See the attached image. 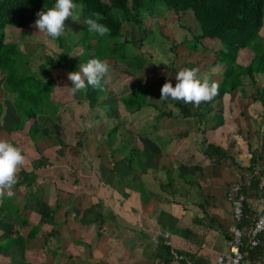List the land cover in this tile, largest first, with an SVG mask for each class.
Segmentation results:
<instances>
[{
    "label": "crops",
    "instance_id": "obj_1",
    "mask_svg": "<svg viewBox=\"0 0 264 264\" xmlns=\"http://www.w3.org/2000/svg\"><path fill=\"white\" fill-rule=\"evenodd\" d=\"M183 46L187 53L182 63L193 56L200 58L193 53H198L201 45L195 51ZM252 55L251 50L242 49L237 60L246 65ZM211 63L199 72L210 74L215 68V73L205 78L220 84L224 67ZM172 72L176 75L178 71ZM160 78L109 77L103 82L104 97L100 100L105 107L90 108L83 92L71 96L75 104L87 103L84 115L90 121L93 116L90 127L103 126L102 133L90 137L85 134L75 142L66 143L60 133L59 137L53 135L47 124L40 126L31 119L12 124L11 131L1 127L3 140L22 149L25 162L20 171L35 172L36 179L29 185L16 184L14 195H5L0 202V264H216L217 256L227 252L231 210L226 190L239 177H249L247 167L252 154L264 157V103L255 97L259 89L264 98V72L255 73L254 78H239L241 87L231 91L219 88V94L210 102L196 108L202 114L201 120L180 116L178 108L163 107L173 101L159 100ZM150 81L157 89L144 86ZM123 84L128 86L119 91L116 87L122 88ZM136 85L149 90L153 104L171 116L157 118L158 111L149 105L134 112L127 110L118 98ZM56 87L51 96L53 103L57 102L53 97ZM9 92L17 95L12 99L16 113L13 101L18 93L4 91L2 96ZM113 97L115 102H107ZM60 106L53 116L36 115L45 121L47 117H61ZM109 108L120 119L111 149L106 133L115 119L103 125L112 119L108 117ZM100 119L105 121L95 124ZM34 126L49 132V137L40 142L41 154L30 138L29 130ZM59 140L66 146L81 140L84 148L74 156L63 147L65 154L59 155ZM123 140L126 144L133 140L139 149L149 141L151 150L157 149V159L148 151L150 166L145 173L130 171L125 151H119ZM208 143L220 146L226 156L217 159L215 154L206 155ZM41 157L49 163L35 169L32 161ZM257 168H264L262 160ZM255 200L249 195V204L253 206ZM47 206L51 213L44 217L42 211ZM90 207L95 208L85 218L91 223H83L81 218ZM243 264H264V234L261 244Z\"/></svg>",
    "mask_w": 264,
    "mask_h": 264
},
{
    "label": "trees",
    "instance_id": "obj_2",
    "mask_svg": "<svg viewBox=\"0 0 264 264\" xmlns=\"http://www.w3.org/2000/svg\"><path fill=\"white\" fill-rule=\"evenodd\" d=\"M56 0H0V75L2 78L3 91H12L18 93V107H16V113L20 121L35 118L36 113L55 115L57 113L60 101L53 103L51 98L53 89L59 85V79L56 74L52 78H46L39 80V78H28L22 73L25 69L26 58L21 56V50L15 42H11L6 39L5 28L7 26H13L16 29H22L34 22L38 16L39 11L47 10V8L53 7ZM74 4L81 5V16L88 18L93 12H98L103 16V19L99 21L105 24L110 32L107 34L110 38L119 39L122 33L124 22H132L138 28H142L144 20L157 19L165 17V13L169 12L170 15L179 17L191 11L195 20L198 22V26L195 30L189 28V26L179 22L177 20V27L184 30L188 36L182 38L183 45L188 46L191 50L195 51L199 45L206 49L203 42L204 39H209L219 43L221 46L218 50H214L217 54L215 60L212 61V65H219L223 68V82L220 83V90L228 89L229 91L241 87V74L245 72L248 78H254L255 73L264 72V36L260 31L264 25V0H73ZM168 18V17H167ZM169 19V18H168ZM176 28V27H175ZM160 30V29H159ZM152 32V31H151ZM162 30L160 31V33ZM175 33V32H174ZM165 39L172 43L170 45L171 51L175 48L174 41H171L168 36L163 32ZM61 37L54 40H58V47L64 51L66 58L71 59L70 55L72 48L68 47V43L65 46L62 45ZM115 41V40H114ZM153 42V40H150ZM131 40H116L112 43V47L118 44H132ZM213 42V44L215 43ZM215 43V44H216ZM77 45V43H76ZM75 47V46H74ZM93 45L89 44L84 47V51L87 55L95 58L98 55L97 50H93ZM103 50L105 48H99ZM249 49L253 52L249 63L242 65L238 62L237 56L240 50ZM20 50V51H19ZM117 53V49H109V60L120 59L129 64V57L126 52ZM24 56V55H23ZM64 57V59H66ZM47 64H40L39 69L48 71L53 70L59 66L68 69L69 72L76 71L74 61L71 59V64L67 62L56 61L53 63V58H48ZM132 63V62H131ZM221 64V65H220ZM223 64V65H222ZM82 65V63L80 64ZM168 66H165L166 69ZM170 70L176 72L173 66H170ZM167 68L166 70H168ZM136 69H133L135 74ZM163 78L159 79V84L163 83ZM55 77V78H54ZM237 78V81L235 80ZM176 80V79H174ZM45 81V83H44ZM102 88L88 87L86 92H83V98L87 101L90 108L103 107L100 103L101 96L103 95L104 83L102 82ZM174 86V85H173ZM78 93V92H77ZM256 99H259L264 103L263 91L259 89L255 92ZM152 94L149 90L143 88L140 85H136L130 92L120 96L118 99L123 103L125 108L129 111H136L145 105L154 107L157 111V118L165 115L171 116V113H164L157 108L156 104H153ZM173 104L179 109V115L182 117L197 116L200 120L202 114L198 112L192 104H185L182 101H173ZM105 107V106H104ZM2 110H0V129ZM108 117L112 118L115 123L114 126L106 133V142L110 149L112 143L116 139V135L119 131L120 119L114 113L112 108H109ZM19 123V121L17 122ZM30 138L33 141L38 153L41 154L39 146L45 138L49 137L48 129H39L36 126L29 130ZM129 134L134 136L133 131ZM61 148L58 151L59 155H64V150H68L69 154L77 155L81 153L84 148V143L78 140L74 145L66 146L61 140H59ZM120 144L119 151H125L127 158V164L130 171H140L145 173L150 166L147 153L151 150V142L144 141L142 149L133 143V140H129L126 144V140ZM65 147V149H63ZM152 151L156 159L158 156L157 149ZM204 153L208 156L216 155L218 158H224L226 156L225 151L214 144L208 143L205 146ZM259 160L264 162L263 156H256L252 154L250 165L247 169L250 171L249 177L243 179V193H244V213L245 217L242 221V227L244 232L247 233L253 217L258 213L259 206H257L260 195V175L264 173L263 169L257 168ZM48 159L41 157L32 161V166L37 167L48 164ZM258 169V170H256ZM20 178L17 184H31L36 179L35 172L20 171ZM251 195L255 200L252 206L248 202V197ZM95 207L87 209L82 216L83 223H91L90 219L85 218L87 214H91ZM51 208L48 206L42 211V215L48 217L51 213ZM100 216V213H99ZM252 252V251H251Z\"/></svg>",
    "mask_w": 264,
    "mask_h": 264
},
{
    "label": "rangeland",
    "instance_id": "obj_3",
    "mask_svg": "<svg viewBox=\"0 0 264 264\" xmlns=\"http://www.w3.org/2000/svg\"><path fill=\"white\" fill-rule=\"evenodd\" d=\"M76 5H78L79 10L78 20H74L72 17H69L65 20V32L62 36H60V39L62 40L63 46L68 43V47H73L70 57L74 61V66H77L76 68H79V70L81 63L83 65L91 59V56L87 55L84 51V47H87L89 44H91L94 47L93 50H97L98 52V55L95 58L107 60L109 65H111V75L109 76L111 79H127L132 77L138 79H153L160 78V76H163V74L166 73L164 75V78L168 79V81L166 82L172 83L175 78V74L170 70V66H173L176 71H179L185 67L190 68V64H193L194 68H203L204 66L209 65L210 62L215 60V55L217 53L214 50H218V48H220L221 46L215 41L204 39L203 42L205 46H207L205 47L206 49L203 48V45L202 47H199V54L193 53V55L200 56V58L196 59L193 56L190 61L187 59V62L184 61L182 63V56L184 55V53H187V51L183 50L184 46L181 39L188 36V34L184 30L179 29L176 23L178 20L179 22L189 26V28H191L192 30H195L198 26V22L195 20L191 11L187 12L186 14L180 15L179 17H175L173 15H170L169 12H166L165 17L162 18H146L144 20V25L142 28H138L132 22H124L121 36L119 39H116L110 38L108 35L101 37L97 34L89 33L87 30V26L84 24L85 20L81 16V5ZM34 22L29 23V25L24 29H16L13 26H7L5 28L6 39L11 42H15L19 46L18 49L21 50H19L21 52V56L26 58L25 60L28 64L24 65L25 69H20L22 70V73L25 77L39 78V80H43V78H52L53 75L56 74L55 77L57 76L61 84L56 87L53 97L54 100L60 101V107H63V114H61V117L51 119L47 117L46 120L48 121H45V119H40L41 117H39V115H36L37 119L34 120L31 118V122L35 121V123L39 124L40 126L47 124L50 128H52V134H57L56 136H58V134L60 133L66 143L75 142L77 138H83L85 134L86 136L90 137L92 135L94 136L95 134L102 133L103 129L101 128L103 126L101 128L99 126H96L94 128L90 127L92 126L93 116L90 117L91 121L85 118L84 114L88 110V106L86 105L87 103L84 102V104L81 103L80 105H78L77 103L75 104L74 102L76 101L71 98L72 95L70 94L69 88L72 85L71 81L68 80V69L59 66L55 67L53 70H48L47 72L39 69L40 64H47V62H49V57L53 58V63H55L56 61H60L71 64V59H68L65 56L64 57L66 59H64V51L57 45L58 40H54L52 38H45L43 34L39 33L38 29L34 27ZM161 30L162 32L160 33ZM163 32L168 36L171 41H174L175 48L173 51H171V49L169 48L172 43L168 42L165 39V36H163L162 34ZM260 33L262 36H264V25ZM125 39L131 40L132 44L127 45L120 43L112 47V43L116 42V40L123 41ZM151 39L153 40V42L150 41ZM213 42H215L216 44H213ZM100 47L105 49L100 50ZM110 48L117 49L118 54L126 52L129 57V64L120 60L119 58L109 60V56L107 55ZM186 48L188 50H191L190 48H188V46H186ZM165 66H168L167 68L169 69H164ZM133 69H136L135 74L132 72ZM214 70L215 68H213L210 74H214ZM208 74L209 73L207 71L200 70V72L198 73V78H205L206 76H208ZM241 78H247L245 72H242ZM111 81L112 80H110L109 82ZM176 82L173 83L174 86ZM163 84L161 83V86ZM145 85L148 88L150 87L153 89H157V87L154 85V81L145 83L144 86ZM125 86L128 85L125 84L122 88H116L120 91L125 88ZM3 92L4 91L2 90V83L0 77V100L2 99L3 103V105L0 104V110H4V107L6 109L1 117V124L2 128L5 131H11L12 124H17V122L19 121V117L18 115H16L14 108L12 107V99L14 97L16 99L17 95L9 92L5 96H2ZM103 97H101V99ZM114 99L116 100V98L113 97V100H108L107 102L113 103L115 102ZM158 104L161 105L160 102H158ZM13 105L14 107H18L17 101H13ZM166 106L168 108L171 107L177 109V107L171 102L168 105L165 103V106L163 107ZM115 111L117 112L116 108ZM76 113H79V116ZM103 120L104 119H100L95 124H102ZM112 121L113 119H107L103 123V125H110ZM60 123L64 126L61 127ZM97 127H99V130ZM83 128H87L84 129L85 132L84 130H82ZM61 130L63 133H61ZM2 132L3 131L0 130V139H5V136H3L5 132H3V134Z\"/></svg>",
    "mask_w": 264,
    "mask_h": 264
},
{
    "label": "clouds",
    "instance_id": "obj_4",
    "mask_svg": "<svg viewBox=\"0 0 264 264\" xmlns=\"http://www.w3.org/2000/svg\"><path fill=\"white\" fill-rule=\"evenodd\" d=\"M34 27L42 33L45 38L56 39L65 32V20L72 17L78 20V5L73 0H56L53 7L39 11ZM103 16L93 12L85 19L89 33L101 37L109 34L110 29L100 23ZM55 59V58H54ZM198 68L185 67L179 70L176 75V84L165 82L160 89L161 101H182L185 104H192L199 107L202 102H210L219 94L220 84L217 81L210 82L208 78H198ZM110 76V65L107 60L92 58L80 66L79 71L68 73V80L71 81L70 94L75 96L77 92H86L88 87L102 88V82L106 83ZM45 83V81H44ZM25 162L22 149L13 143L0 139V202L5 195L11 198L14 195L13 187L18 183V173Z\"/></svg>",
    "mask_w": 264,
    "mask_h": 264
},
{
    "label": "built area",
    "instance_id": "obj_5",
    "mask_svg": "<svg viewBox=\"0 0 264 264\" xmlns=\"http://www.w3.org/2000/svg\"><path fill=\"white\" fill-rule=\"evenodd\" d=\"M260 186L259 211L253 217L247 233L241 225L245 217L241 177L228 186L226 200L230 205L231 222L227 229V252L217 256L216 264H243L250 252L261 244L264 234V173L260 175Z\"/></svg>",
    "mask_w": 264,
    "mask_h": 264
}]
</instances>
